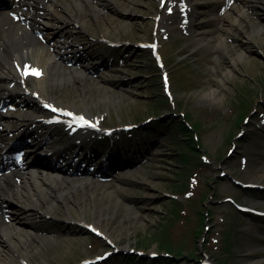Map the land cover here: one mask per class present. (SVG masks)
Here are the masks:
<instances>
[{"label":"rangeland","instance_id":"rangeland-1","mask_svg":"<svg viewBox=\"0 0 264 264\" xmlns=\"http://www.w3.org/2000/svg\"><path fill=\"white\" fill-rule=\"evenodd\" d=\"M94 1L100 17L92 18L81 6L84 23L74 40L77 23L66 13L62 23L42 28L40 41L82 73L64 85L47 84L44 96L80 112L86 108L103 126H135L128 138L118 130L109 134L106 146H99L91 132L71 138L67 127L51 126L57 144L66 145L63 153L70 163L90 172L69 176L92 181L59 184L66 203L39 200L50 211L45 214L40 207L26 223L31 264H75L106 250L109 255L96 264H128V252L145 264L148 253L163 250L156 231L161 224V234L181 245L180 256L190 257L175 254L178 259L171 264H202L203 257L209 264H264V214L240 210L228 199L264 211V0ZM107 39L118 43L111 46ZM154 39L173 99L157 109L162 90L150 71L156 67L145 60L147 48L136 45ZM245 104L246 118L238 120ZM180 112L200 122L196 155L203 152L209 160L192 168L199 189L190 187L193 195L186 198L174 188L182 168L178 152L185 143L174 130ZM150 122L151 129L144 128ZM83 153L89 159L80 160ZM233 179L263 188L244 189ZM172 195L180 197L179 207ZM84 222L102 230L92 233ZM199 223L201 238L194 241ZM113 255L118 260L107 262Z\"/></svg>","mask_w":264,"mask_h":264},{"label":"bare ground","instance_id":"bare-ground-1","mask_svg":"<svg viewBox=\"0 0 264 264\" xmlns=\"http://www.w3.org/2000/svg\"><path fill=\"white\" fill-rule=\"evenodd\" d=\"M71 1L74 6L67 0H0V82L5 85L0 102L5 98L9 99L7 109L0 108V157L9 154L10 146L14 145L22 133L31 140L24 149L16 153L15 162L13 160L0 170V264L16 261L19 264L18 258L31 264L25 245L27 232L31 231L28 221H33L38 209L42 207L39 200L49 198L66 203L63 200L66 191L59 184L70 179L77 185H81L82 180L92 181L88 177H71L54 165H40L34 159L26 160L24 157L31 150L38 152L37 143L51 134V124L45 116L39 117L21 109L32 106L34 111L42 112L44 108L37 99L44 96L47 84L64 85L75 79L74 73L82 74L69 68L67 63L59 60L57 52H53L49 44L40 41L42 28L62 23L60 17L66 18L67 15L77 23L74 25L75 33H72L71 40H74V35L82 30L84 23L80 18L83 8L90 12L92 18L100 17L101 9L94 0ZM67 40L64 39V42H68ZM28 68L30 71L37 68L41 74L25 75ZM25 78H28L26 85L23 80ZM47 98L67 109L56 102L53 96ZM84 112L89 116L86 108ZM92 119L97 123V117L92 116ZM83 131V127L75 128L72 134L77 138ZM74 184L69 185L72 188ZM42 209L45 211L41 212L46 214L50 211V205L46 203ZM101 216L108 217V214L102 212ZM79 219L82 220L81 217ZM106 219L104 227L108 224ZM93 225L100 228L97 223Z\"/></svg>","mask_w":264,"mask_h":264},{"label":"trees","instance_id":"trees-1","mask_svg":"<svg viewBox=\"0 0 264 264\" xmlns=\"http://www.w3.org/2000/svg\"><path fill=\"white\" fill-rule=\"evenodd\" d=\"M158 102L159 103H161V102L166 103L167 100L164 96H162L161 99L158 100ZM242 104L244 106V102ZM154 106H156V104ZM243 108L241 109V112H240L241 114L245 111L246 104H245V107H243ZM240 113H239V116H240ZM185 117H188V113L185 114ZM175 125H176L175 130L180 132V133H183L185 135L184 136L185 145H184V148L180 152H178V159H177L179 166L182 167L181 171L178 172V177H177L180 180V182L174 184V188L176 190L183 191L184 189H188L187 184L189 183V176H190V173L192 171V168L200 167V166L205 165V164L202 163L201 161H199L198 159L196 160V158H197L195 156L196 145L194 143L193 138L190 136L191 131L195 130L197 127H199L200 123L197 121H190L186 124L185 122L180 120ZM205 196H206V194H205V192H203L202 196H201L202 197L201 201L203 200V197H205ZM176 204L180 206V202L177 201ZM176 210H177V208H176ZM200 217H201V219H203V216L201 214H200ZM199 226H200V228H198ZM199 226L197 228H194V230H193L194 241H196L198 236H200L201 223H199ZM162 227H163V229L165 228L163 224L158 225L156 227V231L158 233V238H157L158 245L168 253L170 251H174L175 253H180L181 245H178V246L173 245L168 236H166L165 234H161ZM129 258L131 260H134V257H132V256H129ZM172 260H173L172 258L167 257V256H159V257L154 258L152 262L157 263V264H164V263H170V262H172ZM150 264H151V261H150Z\"/></svg>","mask_w":264,"mask_h":264},{"label":"snow or ice","instance_id":"snow-or-ice-1","mask_svg":"<svg viewBox=\"0 0 264 264\" xmlns=\"http://www.w3.org/2000/svg\"><path fill=\"white\" fill-rule=\"evenodd\" d=\"M28 74L35 75V76H39L41 73L38 70H36V69H32L30 72L26 69L25 70V75H28ZM53 111H56V109H53ZM66 115L71 116L72 113H66ZM79 119L80 120H84L83 117H80ZM85 123H87V122L85 121Z\"/></svg>","mask_w":264,"mask_h":264}]
</instances>
